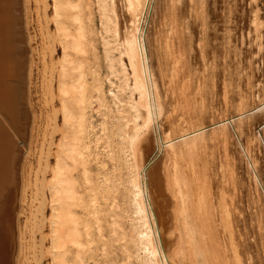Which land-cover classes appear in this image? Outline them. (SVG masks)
<instances>
[{
	"label": "bare ground",
	"instance_id": "1",
	"mask_svg": "<svg viewBox=\"0 0 264 264\" xmlns=\"http://www.w3.org/2000/svg\"><path fill=\"white\" fill-rule=\"evenodd\" d=\"M254 1L0 0V264H264L262 215L238 216L257 203L217 135L263 137L241 120L264 88L252 100L235 43L263 31ZM169 79L192 117L180 134L157 130Z\"/></svg>",
	"mask_w": 264,
	"mask_h": 264
},
{
	"label": "rangeland",
	"instance_id": "2",
	"mask_svg": "<svg viewBox=\"0 0 264 264\" xmlns=\"http://www.w3.org/2000/svg\"><path fill=\"white\" fill-rule=\"evenodd\" d=\"M245 1H246L247 7L250 6L249 5L250 2L255 3L254 0H245ZM257 3L259 7L261 8L260 14L262 16V21H263L264 20V0H257ZM96 24H97V27H100V22H99L98 17H96ZM246 30H245V34H243V36L245 35L244 37L241 34L242 32L240 33V35L239 33L236 34L237 39L235 43H237L239 51L242 50L241 53H244L243 51H245V53L246 52L249 53L247 50L252 49L251 51L249 50L250 51L249 54H252L251 58L254 61L251 69H252V73H254V76L257 77L255 81L256 86L253 87V89L255 90V95L254 97H252V100L254 99L255 101H258L259 100V97H258L259 90L264 88V28H263V31L261 32V35L259 36L248 33V31H250L249 29H246ZM252 33H255V32L253 31ZM258 42L262 44H260L259 46ZM98 53L100 56H103V47L100 43H98ZM245 53L243 55H247V53L246 54ZM99 69L102 70L101 74L103 76L107 73V66H106V62L104 61V57L102 58L100 57L99 59ZM248 70H250V68H247V71ZM182 84L177 89V93L182 94V90H183ZM107 85H105L106 88L108 87ZM174 86H175V83L173 82L172 79H169L164 85L163 84L160 85L161 92H162V99L165 105L164 106L165 112L156 121L158 132H160V129L162 131L163 130L166 131L165 127L170 124L171 128L174 129V132H176V134L177 133L180 134L183 131H185V129L190 125L189 123L192 117L189 119L188 112L183 113V111L185 110L183 107L184 104L183 105L180 104L179 101L175 98L176 88L174 91ZM215 98H218V102H217V105L214 106L212 113H210L209 120L214 116H216V118H219V117L223 118L221 115L226 114L224 112L226 110V105L224 104L225 103L224 85L222 86L221 92L219 94H215ZM247 115H248L247 117L241 119L242 123L245 120H247L248 123L246 127H249L251 125L255 127L258 124H261L260 126L256 127L255 132L257 134H260L259 130H261L263 137H264V105L262 104V106L260 105V107H257L256 109L251 110ZM95 117L96 119H98L97 115ZM185 118L186 120H184ZM227 123H230V122H227ZM218 126H221V124H219ZM208 129L211 130V127ZM234 133H235L234 127L231 124H229L228 128L219 131L217 135L219 137H224L227 140L228 145L233 151L232 153H233L234 160L238 164V170H237L238 177L241 178L245 182L246 186L247 185L249 186V191L254 196V200L256 201L255 203L258 204V205L252 204L253 207L251 206V208H249L248 207L249 202L245 201V205L247 206L244 209V212L239 213L238 216H240L241 218L245 215H250V214L253 215V217L256 216L257 214H259V216L262 215L261 218L259 217L261 219L260 220L261 222L257 220L258 222H260L259 223L260 225L256 224V230L258 234L262 233L264 237V225H263L264 222L262 223V221H264V139L262 135L260 134L259 135L260 139L257 140L255 135L252 132H249L247 136H242L244 138L242 142H239L237 138V134L236 133L234 134ZM161 135L165 136V132L164 133L162 132ZM212 135H214V133H212ZM56 138H59V134H57ZM243 145L245 149L247 150V153L244 150ZM111 163L112 162H109L107 165L109 171L112 170L113 168L112 167L113 165ZM257 206H258V210H257ZM260 209L262 212L258 213ZM48 210H49V207H47V211ZM259 218L256 217L254 219L255 222H257L256 219H259ZM37 240L39 241L38 243H40L43 240V243L45 244V246L46 247L49 246L48 223H46V225L44 226L42 233H38ZM117 251H118L117 253L119 254L121 253L119 249ZM120 256H122V254ZM49 261H50V255H46V257H43L42 259V264H47ZM92 264H95V263L92 262Z\"/></svg>",
	"mask_w": 264,
	"mask_h": 264
}]
</instances>
